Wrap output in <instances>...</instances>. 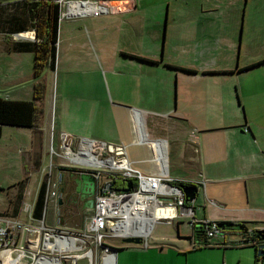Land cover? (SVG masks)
Masks as SVG:
<instances>
[{
  "label": "crops",
  "instance_id": "crops-1",
  "mask_svg": "<svg viewBox=\"0 0 264 264\" xmlns=\"http://www.w3.org/2000/svg\"><path fill=\"white\" fill-rule=\"evenodd\" d=\"M257 1L253 0V4ZM135 11V2H129L118 14L131 15ZM84 38V47L93 48L90 36L85 35ZM135 38L141 41L142 36L137 33ZM151 38L152 41L156 40L153 36ZM212 38L214 42L209 43L202 53L218 54L220 64L170 69L176 74L177 99H174V107L170 99L163 100L165 106L161 111L142 106L143 100L147 102L145 106L155 102L156 94L150 87V75L160 68V64H151V62H158L156 56L124 52L130 57L123 56L125 69L122 73L131 74L130 77L136 80L134 84L126 85L124 89L134 97V103L123 100L115 102L105 96L87 98L71 96L68 98L70 105L68 113H65V106L62 104L58 116L55 112L54 117H51L50 134L47 130L48 126L45 127L49 117L45 105L48 83L43 79L46 83V92L44 100L39 104L43 110L39 122L42 132L41 149L44 150L47 147L48 134L50 142L51 139L54 140V137L58 139L61 132L69 133L77 140H98L102 143H110L112 147H129L135 153H132L130 160L127 158L128 161L136 170L149 175L156 173L157 170L156 165V169L144 167L145 164L153 162V145L162 150L161 163L167 166L169 173L170 153L167 140H170L171 144L182 140L184 165L190 171V176L172 179L198 185L204 184L205 197L202 203L197 204L195 200L190 204L194 209L195 220L207 223L245 224L248 232L263 229L264 54L257 52L253 57L252 50L255 46L259 47L261 39H256L254 42V39L249 36L246 41L242 39L240 42L239 38L236 49L232 40L226 39L224 45L225 38ZM29 39L31 38L25 40ZM12 40L19 41L14 37ZM60 43L61 38L58 32L57 68L60 66ZM99 44L100 42H97L100 54L99 58H94L96 64L94 70L97 80L101 81V73L97 65L103 60L101 56L103 49ZM244 48H246L245 61L242 64L233 65V52L236 49L238 55ZM221 53L223 55L220 58ZM0 54L10 58L8 61L11 60V62L24 60L18 54L6 53L4 44L1 42ZM164 69L169 70L166 67ZM11 70L10 76L5 78L0 86L10 92L15 91L27 78L21 73L19 67L13 65ZM144 74L147 75L145 78H143ZM233 89L236 94L235 103ZM10 92L3 99L12 101H32L30 99H33L32 89L14 96H9ZM247 106L249 112L245 115ZM135 113L138 114V118L135 117ZM244 115L247 116L246 120ZM137 119L141 122L142 130L138 129ZM157 119L165 120L166 126H163L164 128L160 126L155 132L154 128H148L147 122ZM256 121H260L261 126L254 124ZM138 130L143 137L140 143L138 140L141 134ZM29 131L33 133L32 130ZM160 131H164L165 135L160 134ZM173 137L177 139L172 141ZM156 140L166 143L160 141L161 148H159ZM188 146L194 150L195 159L190 156L191 153L187 154ZM31 150H33L32 142ZM125 151L127 157L128 152ZM26 163L30 170L33 158L29 157ZM65 183H68V179ZM201 189L202 187L198 191ZM90 211L89 218L93 214L92 210ZM174 222L166 225L171 226ZM187 224L191 228L188 234L178 233L179 224L177 223L176 234L170 236L154 235L153 229L147 240V248L134 245L114 246L117 250L115 264H255L258 257L257 248L249 243H242L240 234L228 233L225 237L209 240V245L206 247H198L196 244L198 240L193 236L190 220H187ZM39 264H59V261L50 259Z\"/></svg>",
  "mask_w": 264,
  "mask_h": 264
},
{
  "label": "rangeland",
  "instance_id": "rangeland-1",
  "mask_svg": "<svg viewBox=\"0 0 264 264\" xmlns=\"http://www.w3.org/2000/svg\"><path fill=\"white\" fill-rule=\"evenodd\" d=\"M5 1H9V3L15 2V0ZM125 1L127 5L129 2H135L136 11L131 15L114 13L98 18H76L61 21L59 25L61 38L60 66L59 68L56 67L55 72L52 73L49 70H45L42 75V78L48 83L47 102L45 105L49 117L45 122V127L48 126L49 134L51 132V117H54L55 112L58 116L62 104L65 106V113H68L70 109L68 98L71 96L84 98L105 96L115 102L123 100L134 103V97L124 89L126 85L134 84L136 81L130 77L131 74L122 73L125 69L123 56L130 57L125 55L124 52L156 56L160 63V68L150 75V87L156 94L155 102L145 106L144 104H147V102L143 100L142 106L150 110L161 111L165 106L163 100L170 99L174 107V99H177L176 74L171 72L170 69L173 70L176 67L198 68L202 65L212 66L220 64L218 54L208 55L207 52L205 54L202 53L205 47L209 46V43L214 42L212 37L225 38L223 41L224 45L226 39L228 41L232 40L236 49L239 38L240 42H242V39L246 41L249 36L254 39V42L256 39H261V42H264V0H258L254 4L253 0H250L249 3L248 0ZM122 6L125 7L124 4ZM12 8L8 7L7 9ZM137 33L142 36L141 41L135 38ZM25 34H28V37L31 36V39L34 37L33 33ZM85 35L90 36L93 48L84 47ZM152 36L156 38L155 41L151 40ZM7 38L12 39L13 36L0 35V42L4 44ZM96 41L100 42L99 45H102L103 49L101 53L103 60L97 65V69L99 67L98 70L101 73V81L97 80L94 70L96 68L95 59L99 58L100 54ZM261 42L259 47H253V57L257 52L264 54V43ZM183 49L185 50L184 52ZM236 49L232 55L233 65L242 64L245 61L246 48L243 49V52L240 51L238 55ZM18 55L24 60L11 62V60L8 61L10 58L0 54V86L5 81V78L10 76L13 65L19 67L21 73L27 76L15 91L12 90L10 92L7 91L8 89L0 87V98L2 99L7 97L8 92L11 93L9 96H14L25 91L29 92L30 89L33 91L34 57L32 54ZM222 55L223 53L219 54V57L221 58ZM131 65L138 67L137 65ZM165 67L169 68V70L164 69ZM145 75H143V78H145ZM235 96L233 89L234 103L236 102ZM248 108L247 106L245 115L249 112ZM246 119L247 116H245ZM157 120L147 122L148 128H154L155 132L158 131L160 126H166L165 120ZM132 124L134 123L132 122ZM254 124L261 126L260 121H256ZM138 125L140 127L139 123ZM49 134L46 148H48L49 144ZM160 134L165 135V132L163 131ZM32 138L33 133L26 129L13 127H3L2 129L0 138V216L12 215L10 202L16 194L17 184L22 181L27 172L29 173V180L25 189L24 201L17 217L20 220L27 221L26 214L22 212V208L25 204L33 206L35 203L40 184L45 178H43V173L41 177V172L46 171L49 160L46 154L48 149L44 147L45 149L42 150V148L41 152L38 150V154L41 155L39 173H35L33 167L30 170L28 169L26 160L29 157L34 158L33 150H31ZM174 139L175 137H173L172 141ZM54 141L57 142L58 139L54 137ZM167 142L170 153L169 176L171 178L190 176V171L184 165L183 141L178 140L174 143L172 142V144L170 140H167ZM54 145L56 146V144ZM158 146L161 148L160 141H158ZM190 147H187V154L191 153L190 156L194 158L196 154ZM126 150L129 154H127V158L130 160L132 153L135 152L129 147H126ZM160 153L162 159L163 152L161 149ZM144 167L156 169L153 162L145 164ZM68 178V174L65 173L60 184L61 187L64 186V182ZM196 197V203L201 204L203 197H205L202 189L198 191ZM45 213V225L47 227L62 230L69 234H79L85 229L91 211L71 210L68 213H63L54 204L50 203L47 205ZM81 223L83 224L82 228L80 227ZM176 223L179 224L178 233H190L191 228L188 226L187 220H177L171 226H169L170 224L159 223L155 225L153 233L163 237L176 234ZM26 239V237L20 236L17 239L19 241L18 247H21ZM105 242L108 246L122 245L120 240L106 239ZM78 245L80 246V243ZM44 254L49 257L57 256V254H52L51 252H45ZM75 254H80V252ZM38 256H41V254L36 255L33 259L34 262H37ZM12 258L14 259L15 255ZM7 261L2 259L1 263L11 264L13 260L8 259ZM30 262L32 260L25 259L20 264H29ZM77 264H86V261L81 260Z\"/></svg>",
  "mask_w": 264,
  "mask_h": 264
},
{
  "label": "built area",
  "instance_id": "built-area-1",
  "mask_svg": "<svg viewBox=\"0 0 264 264\" xmlns=\"http://www.w3.org/2000/svg\"><path fill=\"white\" fill-rule=\"evenodd\" d=\"M56 2L61 7L60 22L66 19L98 18L119 13L125 8L122 4L127 6L125 0H56ZM135 117H139L137 113ZM136 122L140 130L138 123L141 122L138 119ZM142 140L141 134L139 143ZM47 149L48 167L43 172L45 209L50 203L59 208L58 202L62 197L60 184L65 173H91L96 180L93 214L88 219L85 229L79 234H69L47 227L45 209L42 219H34V205L25 204L22 208L27 221L18 217L0 216V262L2 259L3 261L10 259L13 260L12 264H20L25 259H30L32 262L29 264H39L44 260L57 259L59 264H77L81 260L86 261V264H115L117 250L114 246H108L106 239L120 240L122 245L127 246L133 244H126V240L138 239L140 243L134 246L147 248V240L155 225L159 223L170 224L177 220H190L191 227L207 225L206 221L195 220L194 209L186 203L181 188L174 185L175 180L169 176L167 166L162 165L160 150L154 145L153 162L157 170L156 173L149 175L142 174L133 167L126 157V148L123 146L112 147L89 139L77 140L69 133L61 132L58 141L51 139ZM130 182L132 187L127 190ZM193 184L198 189L202 187L203 191L205 190L204 184ZM158 211L166 214L155 216V212ZM258 232L264 233V228L241 235L242 243H249L256 248L263 245L264 251V241L260 244ZM225 235L222 229L212 223L210 227H206L202 238L196 244L198 247H206L209 240ZM20 236L27 239L18 247L17 239ZM58 240L61 244H58ZM45 252L57 256L49 257L44 254ZM77 252L80 254H75ZM39 254L41 256L34 262L33 259ZM255 264H264V254L257 257Z\"/></svg>",
  "mask_w": 264,
  "mask_h": 264
},
{
  "label": "trees",
  "instance_id": "trees-1",
  "mask_svg": "<svg viewBox=\"0 0 264 264\" xmlns=\"http://www.w3.org/2000/svg\"><path fill=\"white\" fill-rule=\"evenodd\" d=\"M8 7L13 8L7 9ZM60 12L61 7L56 0H15L13 3L0 0V35L12 37L17 34L30 32L33 33L35 37L34 41H13L7 38L4 42V51L6 53L32 54L34 57L32 101H12L0 98V138L3 127L32 130L34 153L32 167L34 168V172L39 171L41 159V155L38 154L41 152L42 146V132L39 127V122L43 115V110L39 107V104L44 100L46 92V84L42 75L45 70H49L50 72H55L56 70ZM138 60L145 61L144 59ZM151 64L160 63L151 62ZM38 150L40 151L38 152ZM28 180L29 173L27 172L22 181L16 186V194L14 199L10 202L12 207V215L10 217L16 218L19 214L24 201ZM114 185H116V183H114ZM174 185L180 188L195 187L193 183L181 181H175ZM75 188L76 185L73 180L68 181V183L64 182V186L60 188L62 197L59 209L63 211V213H68L71 210L86 211L84 209V203L78 200L75 201L72 197ZM44 209L45 181H42L34 203L33 218L36 220L42 219ZM229 224H232V227L222 228L225 234L235 233L245 235L248 233L245 224ZM211 225L212 223L201 225V227L193 226V236L197 240H200L206 227H210ZM80 227H83L82 223Z\"/></svg>",
  "mask_w": 264,
  "mask_h": 264
},
{
  "label": "water",
  "instance_id": "water-1",
  "mask_svg": "<svg viewBox=\"0 0 264 264\" xmlns=\"http://www.w3.org/2000/svg\"><path fill=\"white\" fill-rule=\"evenodd\" d=\"M25 34V33H23ZM23 34H17L14 35L13 37L16 40H21L24 41L27 39L26 37L23 36ZM35 37L32 39H29V41H34ZM162 141V140H159ZM165 142V141H164ZM74 183L76 185V192L80 195V200L84 203V209L85 210H92L94 206V196L96 193V180L92 176L91 173H82L74 180ZM132 183H128V188L127 190L131 189ZM184 196H185V201L186 203L192 204L196 200V196L198 193V188L197 187H185L181 188ZM58 204H61V200H59ZM216 226L220 229L222 228H230L232 227V224L229 223H218ZM258 240L259 242L264 241V233L258 232ZM126 244H133V245H138L140 241L138 239H128L125 241ZM117 252V251H116ZM264 251H263V245H259L257 247V256L261 257L263 256Z\"/></svg>",
  "mask_w": 264,
  "mask_h": 264
},
{
  "label": "flooded vegetation",
  "instance_id": "flooded-vegetation-1",
  "mask_svg": "<svg viewBox=\"0 0 264 264\" xmlns=\"http://www.w3.org/2000/svg\"><path fill=\"white\" fill-rule=\"evenodd\" d=\"M68 174V176H69V178H68V181H74L76 178H78V176L80 175L79 173H76V172H71V173H67ZM61 193V192H60ZM72 197H73V199L75 200V201H81L80 200V195L76 192V188H75V192H74V194L72 195ZM260 244H262V242L260 243Z\"/></svg>",
  "mask_w": 264,
  "mask_h": 264
},
{
  "label": "bare ground",
  "instance_id": "bare-ground-1",
  "mask_svg": "<svg viewBox=\"0 0 264 264\" xmlns=\"http://www.w3.org/2000/svg\"><path fill=\"white\" fill-rule=\"evenodd\" d=\"M75 7V6H77V5H72V7ZM24 37H27V38H30V37H28V34H24L23 35ZM166 213L165 212H155V216H161V215H165ZM58 244H61V242H59V240H58ZM72 244H73V242L71 241V249H73V247H72ZM7 261V260H6ZM8 262V261H7ZM4 263V262H3ZM0 264H2L1 262H0ZM12 264V263H11Z\"/></svg>",
  "mask_w": 264,
  "mask_h": 264
}]
</instances>
